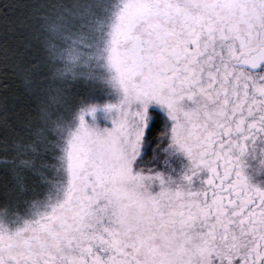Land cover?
Listing matches in <instances>:
<instances>
[{"label": "snow or ice", "instance_id": "6c2138e0", "mask_svg": "<svg viewBox=\"0 0 264 264\" xmlns=\"http://www.w3.org/2000/svg\"><path fill=\"white\" fill-rule=\"evenodd\" d=\"M0 90V264H264V0H0Z\"/></svg>", "mask_w": 264, "mask_h": 264}, {"label": "rangeland", "instance_id": "374dc122", "mask_svg": "<svg viewBox=\"0 0 264 264\" xmlns=\"http://www.w3.org/2000/svg\"><path fill=\"white\" fill-rule=\"evenodd\" d=\"M0 93H2V90H0ZM154 108L162 112V109L157 106L153 105ZM91 122V117L88 118ZM96 122L101 126H111V121L105 119V114L103 111H98L96 114ZM153 148H148L147 155L145 157V164L143 167L152 168L156 170H164L166 175H169L173 180V187H176L177 185L188 187L187 181L184 179L186 174H190V168H191V162L188 160L186 156L183 155V153L176 151L175 149H172V158L169 166L164 165L163 163V157L160 159H152L153 156ZM249 172V170H247ZM209 175L208 171L202 170L197 176H194L192 178V184L191 187L193 190H198L204 186V181L206 180L207 176ZM251 178V177H250ZM251 182L258 183L257 181L250 179ZM261 188H264V181L259 182L257 185ZM151 190L153 192H156L159 190L158 185H154Z\"/></svg>", "mask_w": 264, "mask_h": 264}, {"label": "trees", "instance_id": "16d2710c", "mask_svg": "<svg viewBox=\"0 0 264 264\" xmlns=\"http://www.w3.org/2000/svg\"><path fill=\"white\" fill-rule=\"evenodd\" d=\"M157 111H159V110H157ZM160 126H161L160 125V121L158 119L156 127L159 128ZM154 147H155L154 144L149 145V148H154ZM251 165L252 166L248 169L249 170V172H248L249 178L251 177L250 179H253V180L257 181L258 182L257 185H258L259 182L264 181V168L258 169L256 161H252ZM254 184H256V183H254Z\"/></svg>", "mask_w": 264, "mask_h": 264}, {"label": "water", "instance_id": "95a60500", "mask_svg": "<svg viewBox=\"0 0 264 264\" xmlns=\"http://www.w3.org/2000/svg\"><path fill=\"white\" fill-rule=\"evenodd\" d=\"M256 71H260V69H257Z\"/></svg>", "mask_w": 264, "mask_h": 264}, {"label": "flooded vegetation", "instance_id": "af4514ba", "mask_svg": "<svg viewBox=\"0 0 264 264\" xmlns=\"http://www.w3.org/2000/svg\"><path fill=\"white\" fill-rule=\"evenodd\" d=\"M257 185V184H256Z\"/></svg>", "mask_w": 264, "mask_h": 264}]
</instances>
